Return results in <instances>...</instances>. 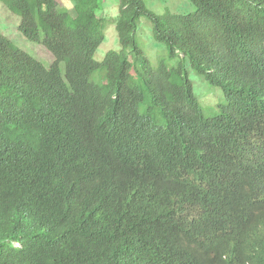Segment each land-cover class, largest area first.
<instances>
[{"label":"trees","instance_id":"1","mask_svg":"<svg viewBox=\"0 0 264 264\" xmlns=\"http://www.w3.org/2000/svg\"><path fill=\"white\" fill-rule=\"evenodd\" d=\"M188 1L157 15L118 0L119 50L97 61L104 0H0L53 56L0 33V264H264L245 216L264 220V0ZM143 18L164 49L155 66ZM189 68L221 90L217 114ZM102 158L128 178L93 179L83 168ZM163 187L187 200L158 211Z\"/></svg>","mask_w":264,"mask_h":264},{"label":"rangeland","instance_id":"2","mask_svg":"<svg viewBox=\"0 0 264 264\" xmlns=\"http://www.w3.org/2000/svg\"><path fill=\"white\" fill-rule=\"evenodd\" d=\"M143 2L149 10L157 15H162L167 11L175 14H189L194 11V7L188 0H143ZM59 5L63 6V4ZM69 10L74 15L72 6H69ZM117 14L118 0H104L102 9L96 12L97 17L105 21L106 27L105 40L94 56L97 61H101L108 51L119 50L118 37L114 26ZM151 30L150 22L144 18L141 19L137 29L138 44L144 50L152 65L155 66L159 57L164 54V49L153 42ZM0 33L45 66L48 67L52 64V54L41 44L28 41L19 31V19L12 15L2 4H0ZM187 72L194 96L202 103L204 116L211 117L213 114H217L216 106L223 98L221 90L210 87L202 76L194 73L191 68L187 69Z\"/></svg>","mask_w":264,"mask_h":264},{"label":"clouds","instance_id":"3","mask_svg":"<svg viewBox=\"0 0 264 264\" xmlns=\"http://www.w3.org/2000/svg\"><path fill=\"white\" fill-rule=\"evenodd\" d=\"M231 168L233 169L232 172L234 173V172H238V171L243 170L244 167L243 166H233ZM83 169L89 175H91L93 177V179H95L98 182H101V181H117V180H124V179L128 178V176H125L124 174L121 173L118 166L113 161H111L107 158L98 159V160L90 163L89 165H87ZM223 170L225 172H227V168H225ZM149 179L151 182L156 181L160 184V180L162 179V177L151 176V177H149ZM163 188H164V193L161 197L160 203L157 204L158 211H160V206L162 204H164V202L167 199L174 198V199H178V200H187L186 197L180 191H178L176 189H172V188H167V187H163ZM152 197L153 196H151L150 198L152 199ZM193 204H194V208L196 209V211H200L203 208V206L198 202H194ZM245 216H246V221L249 222V225L252 224V226H253L252 230H254L255 234L264 243V220H254L248 214Z\"/></svg>","mask_w":264,"mask_h":264},{"label":"bare ground","instance_id":"4","mask_svg":"<svg viewBox=\"0 0 264 264\" xmlns=\"http://www.w3.org/2000/svg\"><path fill=\"white\" fill-rule=\"evenodd\" d=\"M45 22V21H44ZM52 23V22H51ZM49 24V23H48ZM53 25H54V23H53ZM51 26V25H50ZM49 27V26H48ZM262 29V28H261ZM52 31V30H51ZM49 32V31H48ZM61 32V31H60ZM85 80V79H84ZM115 80H116V78H115ZM77 82H75V84H76ZM73 84V83H72ZM62 86V85H61ZM71 87H72V85H71ZM66 88V87H65ZM43 90V89H42ZM65 90V89H64ZM66 91V90H65ZM86 91V90H85ZM93 91V90H92ZM46 92V91H45ZM94 92V91H93ZM63 93V92H62ZM66 93V92H65ZM79 93V92H78ZM67 94V93H66ZM69 94V93H68ZM98 94V93H97ZM91 95V94H90ZM36 96V95H35ZM86 96V95H85ZM68 97V96H67ZM70 97V96H69ZM95 97V96H94ZM127 98V97H126ZM74 99V98H73ZM88 99V98H87ZM85 100V99H84ZM94 102V101H93ZM108 102V101H107ZM129 102V101H128ZM63 103V102H62ZM83 103V102H82ZM58 104V103H57ZM78 104V103H77ZM56 105V104H55ZM92 105V104H91ZM79 106V105H78ZM93 106V105H92ZM120 106V105H119ZM81 107V106H80ZM117 107V106H116ZM125 107V106H124ZM72 108V107H71ZM78 110V109H77ZM84 110V109H83ZM122 110V109H121ZM90 111V110H89ZM78 112V111H77ZM121 112V111H120ZM35 113V112H34ZM83 116V115H82ZM101 116V115H100ZM102 117V116H101ZM100 117V118H101ZM76 118V117H75ZM78 118V117H77ZM103 118V117H102ZM72 119V118H71ZM70 120V119H69ZM73 121V120H72ZM101 121H102V119H101ZM117 122V121H116ZM68 123V122H67ZM78 124V123H77ZM69 127V126H68ZM107 129V128H106ZM106 129H104V130H106ZM66 130H67V128H66ZM81 132V131H80ZM66 135V134H65ZM80 135V134H79ZM70 136V135H69ZM78 136V135H77ZM89 137V136H88ZM81 139V138H80ZM79 140V139H78ZM67 142V141H66ZM197 142V141H196ZM71 144V143H70ZM196 144V143H195ZM68 145V144H67ZM197 145V144H196ZM65 146V145H64ZM70 146V145H69ZM134 146V145H133ZM66 150V149H65ZM60 151V150H59ZM69 151V150H68ZM75 151V150H74ZM140 152V151H139ZM62 154V153H61ZM65 155V154H64ZM72 155V154H71ZM61 177V176H60ZM67 181V180H66ZM256 181V180H255ZM253 184V183H252ZM61 191V190H60ZM77 193V192H76ZM248 193V192H247ZM59 194V193H58ZM82 199V198H81ZM72 201V200H71ZM84 203H85V201H84ZM60 205V204H59ZM58 205V206H59ZM77 206V205H76ZM59 208V207H58ZM73 208V207H72ZM79 208V207H78ZM83 208V207H82ZM64 210V209H63ZM66 210V209H65ZM58 212H60V211H58ZM84 212V211H83ZM75 213V212H74ZM35 214V213H34ZM56 214V213H55ZM64 215V214H63ZM45 216V215H44ZM42 217V216H41ZM40 217V218H41ZM57 217V216H56ZM54 218V217H53ZM62 218V217H61ZM56 220V219H55ZM54 220V221H55ZM59 222V221H58ZM13 225V224H12ZM15 225V224H14ZM20 225V224H19ZM34 226H38V225H34ZM19 228V227H18ZM39 228V227H38ZM41 228V227H40ZM60 231V230H59ZM32 232H34V231H32ZM55 233V232H54ZM37 234V233H36ZM53 234V233H52ZM61 234V233H60ZM63 234V233H62ZM51 235V234H50ZM47 236V235H46ZM26 237V236H25ZM24 237V238H25ZM35 237V236H34ZM23 238V237H22ZM17 239V238H16ZM36 239H37V237H36ZM50 239V238H49ZM56 240V239H55ZM28 241V240H27ZM146 242V241H145ZM42 243H44V242H42ZM45 243H47V242H45ZM60 244V243H59ZM29 245V244H28ZM32 245V244H31ZM43 245V244H42ZM51 245V244H50ZM1 246V245H0ZM11 247V246H10ZM41 247V246H40ZM49 248H51V247H49ZM13 249V248H12ZM11 249V250H12ZM17 249V248H16ZM45 249V248H44ZM52 249V248H51ZM69 249V248H68ZM15 250V249H14ZM13 250V251H14ZM21 250V249H20ZM47 250V249H46ZM30 251V250H29ZM50 251V250H49ZM52 251V250H51ZM55 251V250H54ZM53 251V252H54ZM59 251V250H58ZM4 252V251H3ZM7 252V251H6ZM11 253V252H10ZM57 253V252H56ZM59 253V252H58ZM32 255V254H31ZM30 255V256H31ZM18 256V255H17ZM27 256V255H26ZM61 256V255H60ZM13 258V257H12ZM1 261V260H0ZM10 261V260H9ZM5 262V261H4ZM3 263V262H2ZM17 263V262H16ZM15 263V264H16ZM25 263V262H24ZM26 264V263H25Z\"/></svg>","mask_w":264,"mask_h":264}]
</instances>
